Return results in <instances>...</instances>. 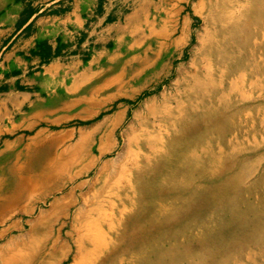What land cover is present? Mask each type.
<instances>
[{
	"label": "bare ground",
	"instance_id": "1",
	"mask_svg": "<svg viewBox=\"0 0 264 264\" xmlns=\"http://www.w3.org/2000/svg\"><path fill=\"white\" fill-rule=\"evenodd\" d=\"M213 1L189 5L203 32L184 25L159 78L142 91L151 93L143 112L127 109L103 136L95 122L40 138L25 169L5 165L12 183L0 188V210L37 190L65 193L91 175L96 182L80 183L90 189L81 203L71 192L29 228L1 234L19 233L1 264H214L215 246L264 241V0ZM188 37L191 59L173 68ZM174 69L173 86L158 90ZM120 131L123 152L109 145ZM235 259L224 264H248Z\"/></svg>",
	"mask_w": 264,
	"mask_h": 264
},
{
	"label": "crops",
	"instance_id": "2",
	"mask_svg": "<svg viewBox=\"0 0 264 264\" xmlns=\"http://www.w3.org/2000/svg\"><path fill=\"white\" fill-rule=\"evenodd\" d=\"M1 1L0 143L7 149L32 132L41 135L62 125L70 127L61 135L89 131L95 122L102 136L114 132L116 118L131 111L132 100L139 99L161 72L166 55L154 53L165 47V35L174 30L157 28L158 23L164 24L166 14L179 29L180 39L182 27L192 18L189 5L194 4L193 0ZM150 41L155 46H149ZM86 122V130L77 128ZM111 139L117 140V135Z\"/></svg>",
	"mask_w": 264,
	"mask_h": 264
},
{
	"label": "rangeland",
	"instance_id": "3",
	"mask_svg": "<svg viewBox=\"0 0 264 264\" xmlns=\"http://www.w3.org/2000/svg\"><path fill=\"white\" fill-rule=\"evenodd\" d=\"M193 1H194V4H196V3L201 2L202 0H193ZM210 2L214 3L213 0H209V1L205 0L206 5H208ZM188 10L190 12H192V18L190 19V21H194L193 27H190L191 31H193V32L196 31L199 34L202 33L203 32L202 28H204V25L202 24L200 18L193 15V10L191 8H189ZM166 11H170V10H166ZM205 12L206 11H204V13ZM164 19H165L164 24H161V22H159L157 25V28H160L163 25V26H166V29H168V30H170V29L174 30V33L171 36L168 34L165 35L164 39L166 42H168V44H166V42H165L164 43L165 47H162L161 51H159V52L156 51L154 53V55L156 56V54L158 55V53H161V54L164 53V55H166L164 58L165 59L164 63H165L168 61L171 52L174 53L172 51V45H173V42L178 39L177 35L179 32V29L175 28L177 26L173 23V20H171L169 17L166 16V14H165ZM188 23H185V25ZM183 27H182V30H183ZM181 33H182V31H181ZM182 35H183V33H182ZM168 38H170V39H168ZM181 38L183 39V36ZM152 42L153 41H150L149 46H151V45L155 46V43L152 44ZM193 43H194V41H191L190 37H188L184 41V44H182L178 48L177 52L182 53L183 56L180 59H177L173 63V68H177L180 65H186L189 63V61L191 59V52L190 51H191ZM161 60L162 59L160 57L159 61L161 62ZM161 64H162V66L165 65L163 63H161ZM166 65H168V64L166 63ZM170 69H171V65H170ZM150 74H151V72L148 73V75H150ZM175 74H176V71L174 69V75L172 76V78L166 79L163 83H160L158 90L160 88H162V86L165 84H166V89L168 87L171 88L173 86V82L175 80L174 79ZM162 76H163V74L162 75L160 74V77H162ZM158 78H159V76H158ZM132 84L138 86L140 83L133 82ZM150 94H151L150 92H144L143 94L140 95L141 97L139 99H137L135 102H133L134 105L131 107V111H130L131 115L130 116H134V114H136L137 112L141 113L145 110L147 104L149 103L148 102L149 101L148 96ZM132 118L133 117H130V121L132 120ZM88 125H89V122H86L84 125L77 124L76 126H77V128L84 127L86 130V127ZM69 127L70 126L67 127V126L62 125L58 128H54L51 131H48V132L41 134V135L38 133L35 134V132H32L29 134V136L25 137V140H23V141L21 140L20 142H17V141L14 142L13 145H11V147H8V149L2 143H0V153L2 152L1 153L2 157H0V165H4V167H3L4 171H2V168L0 170V173H1L0 177L2 178V181H0V188L3 186V190L5 192V191H7V189L10 188V185L12 183V180H10V179H12V177L10 175L8 176L4 173L6 171V169H5L6 164H8V163L14 164L13 168L15 166L18 168H20V167L24 168L23 166H26V159L25 158H27L26 157L27 151L29 148H35L36 141L38 139L42 138V140L43 139L48 140L50 137H52L54 135L63 136L68 132L67 131L63 135H61L64 132V129L69 128ZM75 130H78V129L75 128ZM123 135H124V132L120 131L117 134V140L111 139V141L109 142L110 145L113 144L114 142H119V152H123L125 150V146H126L125 145L126 141H125V138ZM122 138L124 141L122 140ZM250 140L253 141V139H250ZM258 142L261 145V146L259 145L258 148L259 149L264 148V134L258 136ZM262 151H264V149ZM252 161H253L252 159L248 160V163L251 164L248 167H253L252 165H254V164L252 163ZM103 163H104V159H100V168L102 167ZM75 170H77V169H75ZM101 171H103V168L100 169V172ZM100 172L98 171V174ZM95 177L96 176L91 175L88 177H84V178H80V179L75 180L73 183H70L67 185V189H66L65 193H54L52 191L48 192L47 190H37L36 192L32 193L30 198H26V199L24 198V199L16 202L15 204L13 203L11 206H8V207L0 210V235L8 232V229H10V228H16V227H20V226H23L26 229L29 228L27 221H33L37 218L45 216L46 213H48L51 210V206H52L51 202L62 203V199L66 196H69L71 192L74 193V198L78 199L81 203L83 196L84 195L86 196L90 189L88 187H81L80 183L84 182V181H91L92 183H94V182H96ZM49 191H50V189H49ZM45 199H48L47 203H44ZM2 200H5V199H3L2 195H1L0 196V205L2 204ZM29 212H31L32 214ZM18 234L19 233H17V232L7 233V235L4 239H0V252L2 249H4V247L6 245L10 244V241L13 239V237L17 236ZM224 244L226 245V247ZM228 244H230V242H224L220 246L213 247V251H215L217 253L215 255H213V257L212 256L209 257V259H207V261L212 260V258H214L216 261L218 260L214 264H218L220 262H222V264H224V263L230 262L233 259L236 260L235 257L237 256V260H239V261L244 260V263L263 264L264 256L260 255L259 252L264 251V241L260 242V244H256V245L255 244L251 245V244H247V243H240L233 248H228L227 247ZM258 245H260V246H258ZM240 252H243V255L238 256L239 255L238 253H240ZM68 262L70 263V261H68ZM0 264H1V262H0Z\"/></svg>",
	"mask_w": 264,
	"mask_h": 264
}]
</instances>
